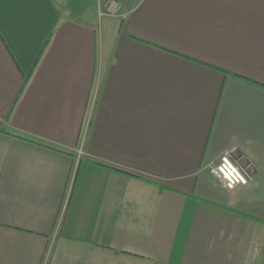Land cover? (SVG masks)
<instances>
[{
  "label": "crops",
  "instance_id": "0c3cea01",
  "mask_svg": "<svg viewBox=\"0 0 264 264\" xmlns=\"http://www.w3.org/2000/svg\"><path fill=\"white\" fill-rule=\"evenodd\" d=\"M116 1L0 0V264H264V0Z\"/></svg>",
  "mask_w": 264,
  "mask_h": 264
},
{
  "label": "built area",
  "instance_id": "2783aa9c",
  "mask_svg": "<svg viewBox=\"0 0 264 264\" xmlns=\"http://www.w3.org/2000/svg\"><path fill=\"white\" fill-rule=\"evenodd\" d=\"M111 4V8L109 10V14H115L118 9L116 0H109ZM117 6V7H116ZM105 12L101 11L100 15L103 16ZM85 140V134L82 137V146L79 149V153L81 154L83 142ZM209 172L215 176L220 184L228 190H233L241 185H246L250 181V177L248 173L241 167L238 161L235 159L233 150H225L217 163L211 164L208 166ZM54 245V240L51 241L47 254L45 256L44 264H48V260L50 257V252H52V248Z\"/></svg>",
  "mask_w": 264,
  "mask_h": 264
},
{
  "label": "water",
  "instance_id": "95a60500",
  "mask_svg": "<svg viewBox=\"0 0 264 264\" xmlns=\"http://www.w3.org/2000/svg\"><path fill=\"white\" fill-rule=\"evenodd\" d=\"M235 159L238 161V163L241 165V167L243 168V169H245V171L247 172V173H249V168H248V162L247 161H245L242 157H240V156H235Z\"/></svg>",
  "mask_w": 264,
  "mask_h": 264
},
{
  "label": "rangeland",
  "instance_id": "374dc122",
  "mask_svg": "<svg viewBox=\"0 0 264 264\" xmlns=\"http://www.w3.org/2000/svg\"><path fill=\"white\" fill-rule=\"evenodd\" d=\"M52 252H53V248H52ZM52 252H50V253L52 254ZM51 254H50V257H51ZM50 257H49V260H50ZM49 260H48V262H49Z\"/></svg>",
  "mask_w": 264,
  "mask_h": 264
}]
</instances>
